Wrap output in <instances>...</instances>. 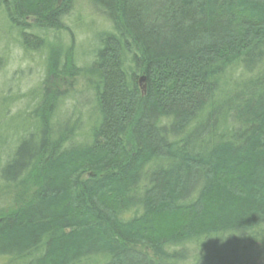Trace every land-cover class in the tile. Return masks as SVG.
Masks as SVG:
<instances>
[{"label": "trees", "instance_id": "trees-1", "mask_svg": "<svg viewBox=\"0 0 264 264\" xmlns=\"http://www.w3.org/2000/svg\"><path fill=\"white\" fill-rule=\"evenodd\" d=\"M91 6L111 32L81 70L92 79L87 141L55 134L60 95L43 89L33 131L0 172L2 187L20 191L0 213V259L197 264L198 251L206 264L263 260L264 0ZM71 7L0 0L26 51L44 48L45 32L63 29ZM47 54L49 71L60 72L59 49ZM67 68L73 74L67 66L61 74Z\"/></svg>", "mask_w": 264, "mask_h": 264}, {"label": "rangeland", "instance_id": "rangeland-1", "mask_svg": "<svg viewBox=\"0 0 264 264\" xmlns=\"http://www.w3.org/2000/svg\"><path fill=\"white\" fill-rule=\"evenodd\" d=\"M62 23L63 29L45 32L44 48L26 51L21 47L18 32L9 27L0 11V172L18 140L33 131L34 127H31L36 122L33 111L40 103L43 89L49 96L55 92L60 95L55 100L50 121L55 134L64 135L69 145L87 141L86 133L94 119L92 94L88 92L92 79L81 70L92 61L97 37L103 32H111V25L91 6V0H72L71 10ZM52 48L59 49L63 63V68L58 64V69H62L60 72L48 69L47 53ZM64 66L70 67L73 74L69 68L61 74ZM3 187L0 185V213L16 206L15 201H9L10 196L20 193L14 188ZM241 253L239 256L243 255ZM202 257V252L198 251L190 255L195 263L206 264ZM0 264L6 262L0 259ZM82 264H95V261ZM216 264L235 263L221 258ZM243 264H264V259Z\"/></svg>", "mask_w": 264, "mask_h": 264}, {"label": "water", "instance_id": "water-1", "mask_svg": "<svg viewBox=\"0 0 264 264\" xmlns=\"http://www.w3.org/2000/svg\"><path fill=\"white\" fill-rule=\"evenodd\" d=\"M138 86H139V89L141 91V94H144L145 93V89H146V86H145V77H140L138 79Z\"/></svg>", "mask_w": 264, "mask_h": 264}]
</instances>
